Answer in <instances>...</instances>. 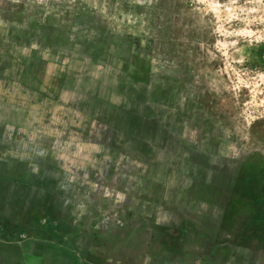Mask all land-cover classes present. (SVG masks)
Returning a JSON list of instances; mask_svg holds the SVG:
<instances>
[{
	"label": "rangeland",
	"instance_id": "374dc122",
	"mask_svg": "<svg viewBox=\"0 0 264 264\" xmlns=\"http://www.w3.org/2000/svg\"><path fill=\"white\" fill-rule=\"evenodd\" d=\"M0 110L2 169L133 261L264 263V0H0Z\"/></svg>",
	"mask_w": 264,
	"mask_h": 264
},
{
	"label": "crops",
	"instance_id": "0c3cea01",
	"mask_svg": "<svg viewBox=\"0 0 264 264\" xmlns=\"http://www.w3.org/2000/svg\"><path fill=\"white\" fill-rule=\"evenodd\" d=\"M34 176L33 170H6L0 163V264H149L146 239L143 249L140 241L139 261H133L136 254L126 241L117 246L113 218H96L93 226V218L85 221L73 212V193L66 185L36 186L30 183ZM24 177L29 183L20 182ZM210 253L193 247L171 250L176 258L170 264H211Z\"/></svg>",
	"mask_w": 264,
	"mask_h": 264
}]
</instances>
